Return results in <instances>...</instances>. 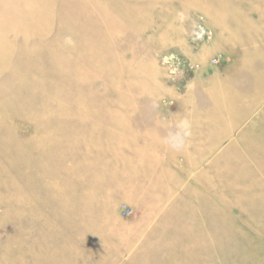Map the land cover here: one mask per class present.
<instances>
[{
    "label": "rangeland",
    "instance_id": "obj_1",
    "mask_svg": "<svg viewBox=\"0 0 264 264\" xmlns=\"http://www.w3.org/2000/svg\"><path fill=\"white\" fill-rule=\"evenodd\" d=\"M211 73L217 139L169 156ZM117 158L152 171L128 216ZM0 264H264V0H0Z\"/></svg>",
    "mask_w": 264,
    "mask_h": 264
},
{
    "label": "crops",
    "instance_id": "obj_2",
    "mask_svg": "<svg viewBox=\"0 0 264 264\" xmlns=\"http://www.w3.org/2000/svg\"><path fill=\"white\" fill-rule=\"evenodd\" d=\"M203 73L204 72L202 71L199 74ZM217 77H222L224 79L223 75L217 76L214 73H211L206 77H200V79L194 80V83L192 85L193 91L195 89L200 91L199 94L205 99V102L198 103L197 101H194L192 103H183L179 104L176 108L178 120V138L174 140L179 143V147L177 149V153H170L169 156L199 157L201 156V154L197 152L199 150L197 143L201 140L211 142L212 139H217V137H211V126H216L215 120L217 118V114L215 112L216 108L215 106L212 107V105L215 103L214 101L216 100L214 94L219 92L217 91V89H215L216 83L220 80ZM214 90H216L217 92H214ZM117 115H122V117L119 119V121L121 120L120 122L129 121L130 118L127 119L126 117L131 116L126 112L117 113ZM125 125L127 124H117V156H119V158L124 156L127 157V155H130V151L132 152L135 150H132V147L127 144V140L121 139L122 137L119 132H128V135H132L134 133L136 135H139L138 132H142L143 130L142 128L138 130L136 127L127 128ZM109 132L111 131L109 130ZM151 132L152 130H150L149 133L147 132V130H145V135H141L145 137V150L147 152H153V142L154 140H156L153 137L154 134ZM169 140V136L158 139V141L163 143ZM140 149L142 150L141 147ZM147 155L149 154H146V156ZM150 156H153V154H150ZM134 163L135 164L132 166L128 161L123 163L120 159L117 158V165H114L117 168L113 169V172L111 171L106 173V183L100 182L99 184L100 188H107L109 190L104 194H100V197L104 199L103 204L106 203L113 206L126 204L130 209V206H134V200L132 199V196L139 195L140 190L143 187L142 180L144 178L139 175L142 173H152V171L150 172L148 171V169L138 167L137 162ZM149 187L152 188L151 186ZM150 188L145 189L147 196L153 194ZM95 195L99 197V194ZM104 222L107 223L105 230L113 231L112 234H114V236L117 238V224H119L120 222L119 218H117V222H111L109 219H105ZM102 237H104L105 239L107 238L106 231Z\"/></svg>",
    "mask_w": 264,
    "mask_h": 264
},
{
    "label": "built area",
    "instance_id": "obj_3",
    "mask_svg": "<svg viewBox=\"0 0 264 264\" xmlns=\"http://www.w3.org/2000/svg\"><path fill=\"white\" fill-rule=\"evenodd\" d=\"M165 60H166L167 63H170V64L173 63V61L170 60V58H168V57L165 58ZM121 212H122L123 215L128 216V215H130L132 213V210L128 206L123 205L122 208H121Z\"/></svg>",
    "mask_w": 264,
    "mask_h": 264
}]
</instances>
